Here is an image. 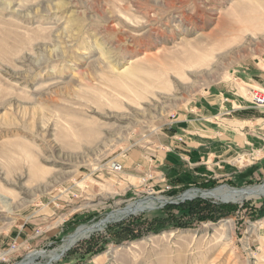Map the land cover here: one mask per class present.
I'll return each mask as SVG.
<instances>
[{
  "label": "rangeland",
  "instance_id": "1",
  "mask_svg": "<svg viewBox=\"0 0 264 264\" xmlns=\"http://www.w3.org/2000/svg\"><path fill=\"white\" fill-rule=\"evenodd\" d=\"M263 60L264 0H0V264L38 252L33 264H264V196L202 195L264 178L176 187L153 155L130 167L175 112L212 88L243 90ZM139 201L151 209L120 214ZM25 226L40 234L19 247Z\"/></svg>",
  "mask_w": 264,
  "mask_h": 264
},
{
  "label": "crops",
  "instance_id": "2",
  "mask_svg": "<svg viewBox=\"0 0 264 264\" xmlns=\"http://www.w3.org/2000/svg\"><path fill=\"white\" fill-rule=\"evenodd\" d=\"M239 81L244 93L226 84L180 108L160 125L153 153L136 152L130 167L145 169L144 156L153 155L154 174L169 175L176 187L207 181L241 186L264 178V109L252 107L249 100L252 88L264 92V68L252 66ZM31 234L25 226L13 240L27 247L40 233Z\"/></svg>",
  "mask_w": 264,
  "mask_h": 264
},
{
  "label": "bare ground",
  "instance_id": "3",
  "mask_svg": "<svg viewBox=\"0 0 264 264\" xmlns=\"http://www.w3.org/2000/svg\"><path fill=\"white\" fill-rule=\"evenodd\" d=\"M195 195V193L193 192H187L185 193V195H183V198L186 199H191L193 198ZM203 197H213L215 199H218L219 201L222 202H227V203H238L241 202L242 200L245 199H259L260 197L264 196V184L259 185V186H254V187H248V188H244L241 190H237V189H229L227 187H222V188H218L212 191H207L202 193ZM0 206H2L3 208L10 210V207L8 205L7 200L2 197L0 195ZM152 203H148L146 201H139L137 203H133L128 205L127 207H125V209H123L120 214L121 215H129V214H133L135 212H141L143 210H148L151 209ZM119 213V212H118ZM114 214L110 215L111 217ZM122 217V216H121ZM110 220V218L106 219L105 221H101L98 224H94L90 227H80L79 229H77L76 233L71 236L69 238V240L67 241V243L65 245H62V247H60V249L58 251H54L52 252L49 256L50 260L52 261H57L58 259H60L68 249L69 247L78 240V238L84 237L87 234H90L94 231H98L101 229L102 226H104V224H106L108 221ZM43 253L42 252H38V253H31L26 257V261L21 262V263H17V264H33L34 259L37 256H41ZM37 255V256H34ZM39 259V258H38ZM37 261V260H36ZM35 264V263H34Z\"/></svg>",
  "mask_w": 264,
  "mask_h": 264
},
{
  "label": "built area",
  "instance_id": "4",
  "mask_svg": "<svg viewBox=\"0 0 264 264\" xmlns=\"http://www.w3.org/2000/svg\"><path fill=\"white\" fill-rule=\"evenodd\" d=\"M250 104L254 108L264 109V92L260 90H251L249 93ZM110 171L118 173L122 171V166L118 163L110 164Z\"/></svg>",
  "mask_w": 264,
  "mask_h": 264
},
{
  "label": "trees",
  "instance_id": "5",
  "mask_svg": "<svg viewBox=\"0 0 264 264\" xmlns=\"http://www.w3.org/2000/svg\"><path fill=\"white\" fill-rule=\"evenodd\" d=\"M197 201L199 202V199H198ZM194 202H195V201L188 202V203L185 202V203H187L188 206L191 207L190 210H192V211H193V210H196L198 207H200V205H195ZM185 203H183V204H178V205H176V206H167V207H169V208H177V209H179L180 211L183 210V209H185V208L189 209L187 206H186L185 208H183V206H184ZM226 207L229 208V207H233V206H229V205L221 206V205H218V208L221 209V210H218V212H221L222 209H224V208L226 209ZM200 208H201V207H200ZM213 208H215V207H213ZM229 210H230V209H229ZM260 212L263 214V213H264V209H262ZM121 232H122V230L119 229V230L116 232V234H120ZM111 235L114 236L115 233H113V234H111Z\"/></svg>",
  "mask_w": 264,
  "mask_h": 264
},
{
  "label": "water",
  "instance_id": "6",
  "mask_svg": "<svg viewBox=\"0 0 264 264\" xmlns=\"http://www.w3.org/2000/svg\"><path fill=\"white\" fill-rule=\"evenodd\" d=\"M224 187H227V188H229V187H228V186H226V185H225ZM230 189H231V188H230ZM181 197H182V196H181ZM185 199H186V198H183L182 200H185ZM61 256H63V255H61ZM50 261H52V260H50Z\"/></svg>",
  "mask_w": 264,
  "mask_h": 264
}]
</instances>
